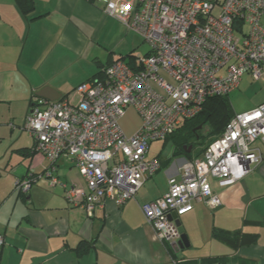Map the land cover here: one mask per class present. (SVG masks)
Segmentation results:
<instances>
[{
    "label": "built area",
    "instance_id": "obj_1",
    "mask_svg": "<svg viewBox=\"0 0 264 264\" xmlns=\"http://www.w3.org/2000/svg\"><path fill=\"white\" fill-rule=\"evenodd\" d=\"M104 13L139 34L148 52L135 57L134 69L116 59L102 79L55 101H31L23 130L49 167L16 185L27 192L44 177L64 187L67 203L87 218L107 199L122 206L159 170L160 159L147 156L150 143L197 115L207 98L228 95L243 74L262 77L264 66V0H107ZM129 108L140 124L126 135L120 121ZM256 142L264 146V102L234 113L199 156L182 163L178 178L168 177L167 191L141 206L155 237L179 239L171 213L179 218L196 202L220 206L211 181L241 180L263 159ZM62 157L73 160L84 187L66 188L54 175Z\"/></svg>",
    "mask_w": 264,
    "mask_h": 264
},
{
    "label": "crops",
    "instance_id": "obj_2",
    "mask_svg": "<svg viewBox=\"0 0 264 264\" xmlns=\"http://www.w3.org/2000/svg\"><path fill=\"white\" fill-rule=\"evenodd\" d=\"M106 1L0 0V264H264V156L232 185L211 181L220 206L196 202L179 217L189 242L182 249L158 240L141 209L167 191L168 177L178 178L189 160L174 155L173 144L168 157L151 154L149 145L147 156H159V170L134 198L120 207L107 199L91 218L67 203L64 187L44 177L26 194L18 191V181L49 167L40 154L29 153L34 141L23 124L31 101L45 99L42 91L46 97L67 96L108 63L140 55L143 39L104 13ZM262 69L258 79L243 74L228 94L234 113L264 102ZM122 129L126 135L135 130ZM255 146L264 153L262 143ZM54 175L66 188L84 187L70 158L56 163ZM215 228L254 233L257 241L231 248L215 239ZM81 242L90 247L79 256Z\"/></svg>",
    "mask_w": 264,
    "mask_h": 264
},
{
    "label": "trees",
    "instance_id": "obj_3",
    "mask_svg": "<svg viewBox=\"0 0 264 264\" xmlns=\"http://www.w3.org/2000/svg\"><path fill=\"white\" fill-rule=\"evenodd\" d=\"M127 57L128 61L126 62L134 69L133 63L136 55H131L130 53ZM103 73L104 68L96 73L93 78L88 80L96 78L102 79ZM233 115L234 112L229 102L228 95L209 97L204 101L202 109L197 115L182 121L175 131L163 141L170 140L172 142L174 155H185L189 159H192L193 157L199 156L203 152L205 146L222 133L226 123ZM198 126H201V128H198ZM204 126L208 128L206 135L201 133ZM35 152L33 144L29 153L32 154ZM155 157L159 158V156ZM18 191L24 194L27 193L19 189ZM212 232L216 240L224 242L235 249L242 246H251L257 241V234L254 233L231 232L219 228L213 229ZM89 247L90 243L81 242L77 247V255H83L88 251ZM218 264L220 263L218 262Z\"/></svg>",
    "mask_w": 264,
    "mask_h": 264
},
{
    "label": "rangeland",
    "instance_id": "obj_4",
    "mask_svg": "<svg viewBox=\"0 0 264 264\" xmlns=\"http://www.w3.org/2000/svg\"><path fill=\"white\" fill-rule=\"evenodd\" d=\"M149 46L147 45L146 42H141L140 47H138V53L141 55H144L145 50L148 49ZM132 108H129L125 114L123 119L120 121V124H122V127L124 128V130L127 131H132L133 129H137L139 124H140V120L138 118V115L136 114V112H133L134 110ZM134 130V131H135ZM208 131V128L206 126H204V128L201 130V133L206 135ZM171 147H172V143L171 141H167L165 143H163V141H155L152 142L150 144V152L152 153H157L160 152L161 155H163L164 157H168L171 153Z\"/></svg>",
    "mask_w": 264,
    "mask_h": 264
},
{
    "label": "water",
    "instance_id": "obj_5",
    "mask_svg": "<svg viewBox=\"0 0 264 264\" xmlns=\"http://www.w3.org/2000/svg\"><path fill=\"white\" fill-rule=\"evenodd\" d=\"M42 92L40 93V95L42 97H45V100H47V101H55V100L60 99V95H56V96H53V97H46L45 95H43L44 94V91H42ZM198 128H201V126H198ZM169 219L175 223V225L177 226L178 231L180 233V237H179V239L175 243L181 249L184 248V247H188L189 246V242H188L187 236L184 233L183 228H182V226L180 224L179 218H177V216H176L175 213H171L169 215Z\"/></svg>",
    "mask_w": 264,
    "mask_h": 264
}]
</instances>
